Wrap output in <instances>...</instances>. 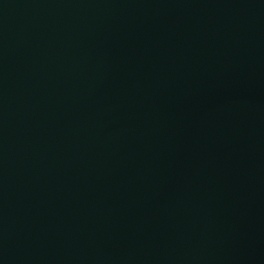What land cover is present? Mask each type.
Masks as SVG:
<instances>
[{"label":"water","instance_id":"obj_1","mask_svg":"<svg viewBox=\"0 0 264 264\" xmlns=\"http://www.w3.org/2000/svg\"><path fill=\"white\" fill-rule=\"evenodd\" d=\"M0 264H264V0H0Z\"/></svg>","mask_w":264,"mask_h":264}]
</instances>
